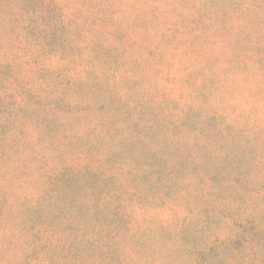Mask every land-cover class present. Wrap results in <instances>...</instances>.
<instances>
[{
    "label": "rangeland",
    "instance_id": "rangeland-1",
    "mask_svg": "<svg viewBox=\"0 0 264 264\" xmlns=\"http://www.w3.org/2000/svg\"><path fill=\"white\" fill-rule=\"evenodd\" d=\"M125 4L133 28L146 31L135 73L97 47L52 55L31 39L56 20L54 7L0 0V81L12 91L0 86V101L81 72L131 79L118 91L123 104L113 95L105 105L62 104L86 119L80 130L61 125L74 134L70 148L58 138L62 156L99 173L70 181L62 215L34 216L41 237L24 264H264V0ZM53 103L14 114V134L35 128ZM65 235L83 244H43Z\"/></svg>",
    "mask_w": 264,
    "mask_h": 264
},
{
    "label": "trees",
    "instance_id": "trees-1",
    "mask_svg": "<svg viewBox=\"0 0 264 264\" xmlns=\"http://www.w3.org/2000/svg\"><path fill=\"white\" fill-rule=\"evenodd\" d=\"M44 2L54 7L57 18L54 22L41 26L31 40L44 43L51 49L52 55L70 60L77 49H88L92 46L106 53L114 66L118 65L122 57L125 62L128 60V63L133 64L130 68L134 69V73L135 69H138L139 59L147 47L142 44L146 31L141 30L142 23L139 24L138 31L133 28L137 15L133 13L127 16L124 0ZM185 2L188 3V0ZM223 8L224 6L218 5L216 10L222 13ZM35 12L33 10L27 15L33 17ZM189 46L194 50L190 42ZM94 66L96 65H92V68ZM133 80H136L135 76L132 77ZM129 83L131 79L124 75L121 80L120 77L115 79L112 73L107 77L96 75L95 71L92 76L88 73L83 76L81 72L71 78H57L43 83L38 90L33 91L32 98L14 95L10 101H0L1 264H24L32 249L36 250L32 245L35 244V239L41 237V232L34 226V216L44 210H53L62 215L68 198L64 201L63 197L70 194V181L82 183L89 175L99 173L96 167L78 165L72 159L77 157L76 155L62 156V146L58 138L66 137L70 148L74 144L71 138L74 134L61 125L80 130L82 124L78 122H86V119L75 111L61 110L62 104L71 102L75 105L79 100L86 98L105 105L111 95L116 105L123 104L118 91L120 85L127 86ZM0 86L3 94H12L6 80L0 81ZM41 102L54 103L51 107L40 110L42 121L35 128L25 129L22 135L14 134V114L33 112L34 105ZM74 124L78 126L73 127ZM85 124H88L87 131L90 130V133L98 132L92 123ZM2 128H7V131L2 132ZM16 152H19L20 156H15ZM67 168L73 171L69 172ZM107 178H110V175H107ZM82 242L83 239H77V236L65 235L57 242L47 240L43 244L47 248L61 246L71 252L74 244L82 245Z\"/></svg>",
    "mask_w": 264,
    "mask_h": 264
}]
</instances>
